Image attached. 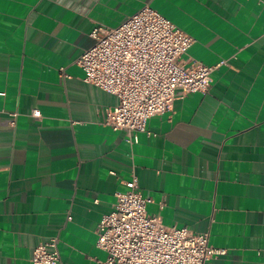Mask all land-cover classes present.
<instances>
[{
    "label": "crops",
    "instance_id": "0c3cea01",
    "mask_svg": "<svg viewBox=\"0 0 264 264\" xmlns=\"http://www.w3.org/2000/svg\"><path fill=\"white\" fill-rule=\"evenodd\" d=\"M145 7L193 38L186 66L226 64L129 144L78 61ZM133 176L149 216L225 251L206 264H264V0H0V264L51 239L59 264H102L99 224Z\"/></svg>",
    "mask_w": 264,
    "mask_h": 264
},
{
    "label": "built area",
    "instance_id": "2783aa9c",
    "mask_svg": "<svg viewBox=\"0 0 264 264\" xmlns=\"http://www.w3.org/2000/svg\"><path fill=\"white\" fill-rule=\"evenodd\" d=\"M101 32V35L98 33ZM93 46L78 61L84 82L118 98L105 124L124 132L129 144L139 142L148 121L172 108L178 91L183 96L206 94L214 70L182 58L193 38L156 10L145 7L113 29H96ZM39 118L40 112L34 111ZM127 191L117 195L114 210L105 215L97 230V247L107 254L102 264H206L225 254L209 244V234L186 228H169L149 216L151 202L139 192L137 176L126 182ZM32 264H59L58 239L40 244Z\"/></svg>",
    "mask_w": 264,
    "mask_h": 264
}]
</instances>
